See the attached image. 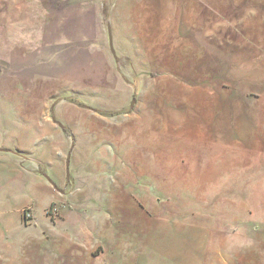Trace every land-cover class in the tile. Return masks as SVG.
<instances>
[{"label": "rangeland", "instance_id": "rangeland-1", "mask_svg": "<svg viewBox=\"0 0 264 264\" xmlns=\"http://www.w3.org/2000/svg\"><path fill=\"white\" fill-rule=\"evenodd\" d=\"M156 6L0 0V144L27 159L0 264H264V0L202 34L227 57L184 98L148 57Z\"/></svg>", "mask_w": 264, "mask_h": 264}, {"label": "crops", "instance_id": "crops-1", "mask_svg": "<svg viewBox=\"0 0 264 264\" xmlns=\"http://www.w3.org/2000/svg\"><path fill=\"white\" fill-rule=\"evenodd\" d=\"M234 1L148 0L150 5H157V8L147 14L146 19L150 27L146 36L143 34V37L151 40V43L149 44L148 41L147 44L149 60L155 66L168 70V81L164 88L167 97L181 96L184 98V93L189 90L187 83L190 82L187 81L188 79H184L188 76L184 70L200 67L202 64L197 67L198 59L207 57L202 59V67L206 65L207 67H219L221 59L227 57L225 52L227 45H230L229 38H219V44L216 45L213 43L204 45L201 36L207 33L218 37L219 31L222 29L227 30L226 35L230 36L231 29L220 23L219 20L220 16L231 15ZM169 2L178 4L177 12H170L166 9L165 4ZM201 3L206 5V11L205 5H201ZM160 4L164 5L163 10H161ZM230 4H232L231 7ZM221 41L222 44L225 43L224 46H220ZM195 79L191 76L192 81ZM202 93L204 92L200 91L199 95ZM200 106L203 107L202 104ZM23 152L22 147L0 144V239L6 233H10L12 227L18 226L22 221L23 211L27 208L26 202L21 200L22 202L19 201V204L18 202V205L16 204L17 207L13 211L14 216L11 213L13 218L9 214L10 199L15 196L20 200L25 195L27 187V171L24 167V162L27 159L21 156ZM40 181L41 185L45 184L42 180ZM58 181L60 182L59 178ZM52 187L57 191L54 186ZM48 188L50 189V187Z\"/></svg>", "mask_w": 264, "mask_h": 264}, {"label": "trees", "instance_id": "trees-1", "mask_svg": "<svg viewBox=\"0 0 264 264\" xmlns=\"http://www.w3.org/2000/svg\"><path fill=\"white\" fill-rule=\"evenodd\" d=\"M26 213H27V210H24V211H23V220H24V221H26V219H27V218H26Z\"/></svg>", "mask_w": 264, "mask_h": 264}, {"label": "water", "instance_id": "water-1", "mask_svg": "<svg viewBox=\"0 0 264 264\" xmlns=\"http://www.w3.org/2000/svg\"><path fill=\"white\" fill-rule=\"evenodd\" d=\"M110 47H111V42H110ZM111 51H112V49H111ZM134 104H135V100H132V102L130 104V108H133Z\"/></svg>", "mask_w": 264, "mask_h": 264}]
</instances>
